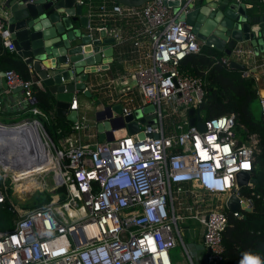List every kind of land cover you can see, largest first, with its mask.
Wrapping results in <instances>:
<instances>
[{
    "label": "built area",
    "instance_id": "built-area-1",
    "mask_svg": "<svg viewBox=\"0 0 264 264\" xmlns=\"http://www.w3.org/2000/svg\"><path fill=\"white\" fill-rule=\"evenodd\" d=\"M10 1L0 0V40L4 49L14 53L6 13ZM192 1L150 0L139 8L112 0L76 1L88 7L90 31L103 29L115 42H122V31L113 24L120 21L133 27L127 38L139 62L129 76L130 88L117 92L118 103L122 116L142 113L149 105L153 110L141 114L146 120L132 135L124 129L125 135L116 137L114 131L112 140L94 144L75 135L68 147L58 149L37 119L41 112L35 107L33 88L40 82L24 80L13 70L4 72L8 91L22 89L20 104L28 107L29 117L0 123V129L20 131L17 144L3 139L5 149L15 145L0 157V205L9 203L16 217L11 230L0 232V264H172L169 252L178 241L187 263L194 264L178 227L184 213L203 229L206 253L198 264L222 263L228 214L242 217V210L228 209V200L235 196L252 210L250 200L240 193L237 175L251 176L257 141L244 135L234 115L201 118L203 131L189 126L188 111L200 110L206 94L202 79L183 69L186 58L199 54L204 46L185 20ZM176 2L177 6H168ZM243 54L236 47L217 63L230 67ZM242 75L251 73L245 70ZM120 79L122 86L128 81ZM259 105L264 117V97ZM70 109L77 110L75 100ZM95 126L93 119L82 117L72 131L79 134ZM131 149H137L138 155L128 164ZM60 188L65 190L63 201L23 213L10 202V195L22 201L25 195Z\"/></svg>",
    "mask_w": 264,
    "mask_h": 264
},
{
    "label": "water",
    "instance_id": "water-1",
    "mask_svg": "<svg viewBox=\"0 0 264 264\" xmlns=\"http://www.w3.org/2000/svg\"><path fill=\"white\" fill-rule=\"evenodd\" d=\"M76 1L11 0L7 6L8 30L15 53L32 68L47 98L55 100V117L63 119L69 111L67 118L73 123L78 118L77 111L70 109L74 96L81 92L87 98L91 97L86 82L99 69L108 67L116 44L105 30H88V19ZM112 1L128 8H139L150 0ZM177 5V2L168 3L170 7ZM263 7L264 3L255 9L258 12ZM249 8L245 3L233 4L227 0H194L186 7L185 20L193 26V32L204 46L212 47L225 56H230L236 47L250 49L257 57L264 54V15L250 16L247 13ZM77 20L85 32L74 29L73 23ZM230 68L246 70V66L236 60L230 62ZM0 77L4 82L0 88L1 106L3 92L8 87L4 72ZM10 92L22 96L21 88ZM95 107H100L92 115L99 142L112 140L113 132L120 129H126L129 135L138 132L146 120L141 114L153 110L149 105L142 113L137 110L122 116L120 104L103 105L97 101ZM188 116L189 126L204 130L200 110H189ZM237 183L243 188L248 183L253 186L255 181L248 172H241L237 175ZM227 207L231 212H251L235 196L230 197Z\"/></svg>",
    "mask_w": 264,
    "mask_h": 264
},
{
    "label": "trees",
    "instance_id": "trees-1",
    "mask_svg": "<svg viewBox=\"0 0 264 264\" xmlns=\"http://www.w3.org/2000/svg\"><path fill=\"white\" fill-rule=\"evenodd\" d=\"M4 51L0 40V62L22 79H33L27 65L17 55L5 53L3 56L1 54ZM222 57L223 54L215 49L202 46L199 54L187 57L183 63V69L202 79L205 85L201 118L208 120L220 115H234L237 124L243 126L244 135L255 136L257 141L251 172L255 183L252 188L240 190L241 195L250 200L252 210L248 213L242 210L241 218L228 214V227L223 235L225 253L221 264H264V117L252 76L243 77L242 71L217 63ZM34 88L35 107L41 112L37 119L55 146H58L70 131V122L56 118L51 99ZM27 110L28 107H24L23 111ZM64 191V188L57 189L63 194L60 201L65 199ZM50 201L51 197L46 195L44 199H38L31 209Z\"/></svg>",
    "mask_w": 264,
    "mask_h": 264
},
{
    "label": "crops",
    "instance_id": "crops-1",
    "mask_svg": "<svg viewBox=\"0 0 264 264\" xmlns=\"http://www.w3.org/2000/svg\"><path fill=\"white\" fill-rule=\"evenodd\" d=\"M94 1L96 2L97 0ZM243 2H245L246 5L250 6V8L247 9V13L250 16L264 15V7L261 8L258 12L255 9L257 5L263 4L264 0H244ZM82 7H83V15L85 16L88 7L87 6H82ZM113 25H116L121 29L124 40L122 42H116V44L113 46L112 61L111 63L108 64V67L104 70L99 69L95 74L91 75L89 80L86 82V88L90 93L91 97L87 98L81 92L77 93V95L74 96L73 100L76 101V105H77L76 111L78 113L77 114L78 120L81 119L82 117H85V119L87 120H91L95 109L98 110L100 108V107H95V103L97 101H100L103 105L119 104L117 92L121 89L130 88L129 76L131 75V73L136 68L139 62L138 54L135 51L133 43L127 38L130 35V31L133 27L129 26L125 22H120V21H117V23L116 24L114 23ZM73 27L74 29H78L82 32L86 31L81 27L79 20L73 23ZM238 48L243 50L240 47ZM243 51H244L243 57H241V60H239L240 58H238L237 60H239L238 62L241 63L243 62V64L246 66V70L250 71L251 76L255 81V88L257 90V94L259 98L264 97V54H259V56L255 57L253 55L252 50L244 49ZM5 53H9L11 55H17L15 52L14 53L8 52L6 49L1 55L4 56ZM27 67L31 75V78H33L36 81H39L37 79L36 74L33 72L32 68L30 66ZM7 70L10 69L7 68L6 65L0 62V74ZM120 77L128 78V81L123 86L121 85L122 80L120 79ZM3 84L4 82L2 81V77H0V88L3 86ZM35 88L37 90H40L44 94L46 93L41 83L35 86ZM2 97L4 98V100L1 102V106H0V123L11 124L14 123V119H17L23 115H28V112L23 111L24 106L20 104V101L22 99L21 94L19 93L13 94L12 92L6 90L3 92ZM49 99H51L55 110V100L52 97ZM69 113L70 112L68 111L66 116L63 118V120H65V122H70L69 124L70 131L66 134L65 137H63V139L59 142V145L56 146V148L59 149L63 147H68L71 141L74 140L75 135L76 136L79 135L81 141L85 144H94L96 142H99L97 132L93 128H90L87 132H83V133L80 132L79 134L73 132L72 131L73 122H71L67 118ZM54 116H55V112H54ZM125 133L126 131L124 129H120L114 132V136L120 137L125 135ZM184 186L188 187V185H184ZM183 216H185V218L181 222L185 220H194L188 217L186 213H184ZM194 221L197 222L196 220ZM202 232L203 229L201 226V231L199 234V239L201 242H202ZM175 263L177 262L175 261ZM186 264L188 263L186 262Z\"/></svg>",
    "mask_w": 264,
    "mask_h": 264
},
{
    "label": "rangeland",
    "instance_id": "rangeland-1",
    "mask_svg": "<svg viewBox=\"0 0 264 264\" xmlns=\"http://www.w3.org/2000/svg\"><path fill=\"white\" fill-rule=\"evenodd\" d=\"M28 117L29 115L20 116L19 118L14 119V123L20 122ZM49 186H51V184H49ZM46 195L51 197V201H59L63 194L57 192V190L36 192L33 195L28 194L22 197L23 202L18 200L15 195H10V202L13 203L21 213H23L33 207L38 199H44ZM15 219L16 217L9 209V203L0 205V232L11 230ZM178 227L182 233V240L188 255L195 264H198L200 258L204 257L206 253L204 244L199 239L201 226L194 220H185L183 222H178ZM169 255L172 264H174L175 261L177 262L175 264H186L187 262V254L179 241L178 244L170 250Z\"/></svg>",
    "mask_w": 264,
    "mask_h": 264
},
{
    "label": "bare ground",
    "instance_id": "bare-ground-1",
    "mask_svg": "<svg viewBox=\"0 0 264 264\" xmlns=\"http://www.w3.org/2000/svg\"><path fill=\"white\" fill-rule=\"evenodd\" d=\"M19 130L18 129H13V130H4V129H0V157L4 158L5 154L7 153L6 151L12 149V147L17 144V142L15 141V139L18 138L19 135ZM5 138H9L12 141L10 143H15V144H10L7 145L6 149L4 148V143H3V139Z\"/></svg>",
    "mask_w": 264,
    "mask_h": 264
},
{
    "label": "clouds",
    "instance_id": "clouds-1",
    "mask_svg": "<svg viewBox=\"0 0 264 264\" xmlns=\"http://www.w3.org/2000/svg\"><path fill=\"white\" fill-rule=\"evenodd\" d=\"M138 155V151L137 149H131L130 151H128V154H127V163L128 164H133L136 160V156ZM215 170H217L215 168ZM211 175V174H210ZM202 182V181H201ZM226 183H229L228 181H226ZM202 185L204 188H207L206 184H204V182H202ZM209 186H212V183H209ZM215 186H219V183L218 182H215ZM165 264H167V261L165 262ZM252 264H254V262H252Z\"/></svg>",
    "mask_w": 264,
    "mask_h": 264
},
{
    "label": "snow or ice",
    "instance_id": "snow-or-ice-1",
    "mask_svg": "<svg viewBox=\"0 0 264 264\" xmlns=\"http://www.w3.org/2000/svg\"><path fill=\"white\" fill-rule=\"evenodd\" d=\"M244 167H248V165L247 164H245V165H243Z\"/></svg>",
    "mask_w": 264,
    "mask_h": 264
}]
</instances>
